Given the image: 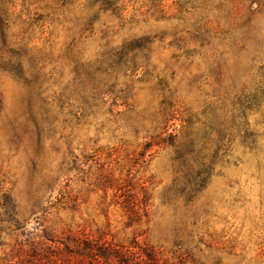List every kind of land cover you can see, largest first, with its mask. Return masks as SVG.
Instances as JSON below:
<instances>
[{
    "label": "rangeland",
    "instance_id": "obj_1",
    "mask_svg": "<svg viewBox=\"0 0 264 264\" xmlns=\"http://www.w3.org/2000/svg\"><path fill=\"white\" fill-rule=\"evenodd\" d=\"M264 264V4L0 0V264Z\"/></svg>",
    "mask_w": 264,
    "mask_h": 264
},
{
    "label": "trees",
    "instance_id": "obj_2",
    "mask_svg": "<svg viewBox=\"0 0 264 264\" xmlns=\"http://www.w3.org/2000/svg\"><path fill=\"white\" fill-rule=\"evenodd\" d=\"M264 4V0H252ZM133 249H124L110 243H99L94 249L97 258L112 264H158V259L152 250H147L137 242Z\"/></svg>",
    "mask_w": 264,
    "mask_h": 264
}]
</instances>
